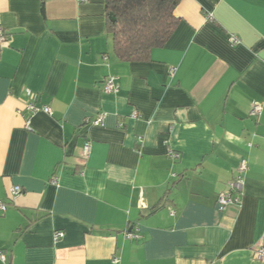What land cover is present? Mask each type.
I'll return each mask as SVG.
<instances>
[{"label": "crops", "instance_id": "0c3cea01", "mask_svg": "<svg viewBox=\"0 0 264 264\" xmlns=\"http://www.w3.org/2000/svg\"><path fill=\"white\" fill-rule=\"evenodd\" d=\"M175 16L129 63L105 0H0V264H264V0H181Z\"/></svg>", "mask_w": 264, "mask_h": 264}, {"label": "trees", "instance_id": "16d2710c", "mask_svg": "<svg viewBox=\"0 0 264 264\" xmlns=\"http://www.w3.org/2000/svg\"><path fill=\"white\" fill-rule=\"evenodd\" d=\"M180 2L105 0L107 32L115 56L129 63L151 61L152 50L163 47L177 26L175 10Z\"/></svg>", "mask_w": 264, "mask_h": 264}, {"label": "built area", "instance_id": "2783aa9c", "mask_svg": "<svg viewBox=\"0 0 264 264\" xmlns=\"http://www.w3.org/2000/svg\"><path fill=\"white\" fill-rule=\"evenodd\" d=\"M80 1L86 2L88 0H80ZM6 38L7 36L4 30L0 27V44L1 45L5 43ZM235 40L236 39L233 38V41ZM118 91H119V85L116 83V79L114 77H109L104 83L103 92L105 94H111V93H116ZM28 96L32 97L33 93L28 92ZM23 111H25L29 117L35 115L38 112L52 114V110L49 106L47 105L39 106L32 101H29L25 104ZM261 111H262V106L260 104H254L251 108V115L256 116L260 114ZM21 112L22 110L19 111V113ZM135 116H137V113L134 114V117ZM85 124L93 125V126H103L104 116H99L94 119H86ZM92 147H93L92 141L90 139H87L84 145V148H83V154L85 158H87L91 154ZM170 154L173 158L180 157V155L175 152H170ZM246 170H247V161L243 160L239 166V172L240 174H243ZM243 181L244 179L240 176L236 180L229 182L228 184H229L230 190L228 192H222L218 195V205L221 211H224L231 204L240 203L239 195L242 190L241 188H242ZM21 193H22V189L19 186L12 187L9 190V194L11 198H14L15 196ZM0 210L5 212L7 210V205L3 202H0ZM63 236H64V232L59 231L55 234V239L58 240L62 238ZM132 236H134L132 233H127V237H132ZM254 258L255 260L259 262H264V243L260 244L254 249ZM0 259L4 263H8L9 261V258L7 257V255L3 253L2 251H0Z\"/></svg>", "mask_w": 264, "mask_h": 264}]
</instances>
